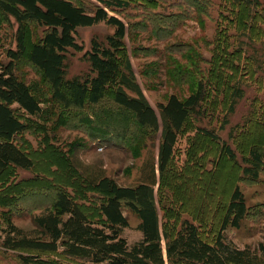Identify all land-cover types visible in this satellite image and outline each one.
Segmentation results:
<instances>
[{
  "label": "rangeland",
  "instance_id": "374dc122",
  "mask_svg": "<svg viewBox=\"0 0 264 264\" xmlns=\"http://www.w3.org/2000/svg\"><path fill=\"white\" fill-rule=\"evenodd\" d=\"M79 1L86 6L102 5L99 0ZM128 1L129 9L109 13L128 24L127 54L153 107L158 111V104L173 93L186 98L194 91L197 77L207 80L211 93L204 116L191 117L180 133L165 175L161 177L157 170L155 192L161 216L167 213L173 221L189 218L212 239L225 214L230 192L239 185L249 213L240 227H229L225 234L240 248H258L264 242V171L253 180L243 176L241 169L242 157L249 149H264V0L253 8L254 13L261 10L255 19H250L244 5L232 0H194L192 6L189 0ZM18 27L13 18L6 21L0 17L4 60L7 50L17 49ZM114 30L104 21L77 28L76 38L82 50L70 49L67 53L68 78L90 72L86 52L94 39L105 41ZM41 32L42 28L29 25V43ZM239 48L243 51L238 52ZM232 51L237 54L233 58L227 56ZM27 55L28 51L17 61L16 72L30 86L44 110L28 118V129L17 140L36 164L31 169L14 167L1 179L0 229L7 228L11 220L36 234L34 217L52 203L51 186L67 185L79 197L85 194L97 197L100 194L85 187L78 177L82 172L102 173L121 185L147 180L146 173L157 156L159 134L146 129L145 135H140L142 130L132 125L131 133L143 136L139 143L129 139L123 144H109L93 138L88 135L96 119L91 110L71 112L61 108L51 99L49 86ZM237 83L244 96L235 111L226 114L230 93ZM104 109L108 116L98 114L102 118L98 125L114 127L133 119L130 114H119L110 103H104L98 111ZM86 114L91 116L90 123H81L79 117ZM225 118L229 122L222 128ZM200 127L213 129L228 141L238 155V162L229 160L218 148L219 144L199 134ZM97 212L93 210L95 216ZM125 214L129 226L123 228L122 235L133 244L142 238L137 229L139 218L128 208ZM18 253L0 246V264H22Z\"/></svg>",
  "mask_w": 264,
  "mask_h": 264
},
{
  "label": "trees",
  "instance_id": "16d2710c",
  "mask_svg": "<svg viewBox=\"0 0 264 264\" xmlns=\"http://www.w3.org/2000/svg\"><path fill=\"white\" fill-rule=\"evenodd\" d=\"M99 1L102 5L86 6L79 0H0V17L6 21L13 18L19 25L17 49L7 50V60L3 58L0 45V181L14 167L31 169L36 164L17 140L28 129V118L44 110L30 86L16 72L17 61L27 51L29 62L41 72L49 86L52 100L71 112L91 110L96 119L91 123L90 131L94 132L89 131L88 135L109 144H123L129 139L136 143L143 139L140 135H145L144 130L151 129L159 134L157 156L146 173L147 180L134 185H121L102 173L82 172L78 177L85 187H92L100 194L97 197L86 194L79 197L77 191L72 188L71 192L67 185H50L53 201L34 217L36 234L9 220L8 227L0 229V246L6 251H18L22 264H264V242L256 249L240 248L225 234L229 227H240L249 213L239 185L231 190L225 214L212 239L189 218L173 221L167 213L161 216L155 192L157 170L161 177L165 175L180 133L191 117L204 116L211 93L207 80L197 77L194 91L184 99L171 94L158 104V112L138 82L127 54L128 24L109 13V10L129 9L130 2ZM144 1L155 3L158 0ZM232 1L244 5L250 19L261 12L253 11L261 5L260 0ZM188 2L192 6L195 1ZM102 21L113 26L114 32L105 41L93 40L85 54L90 72L68 78L67 53L70 49L82 50L76 38L77 28ZM29 25L42 28L31 44ZM239 49L238 52L243 51ZM230 55L233 58L236 51L228 52L227 56ZM243 96L244 90L237 83L230 93L226 114L235 111ZM104 103H110L121 115L130 114L133 119L114 127L98 125L102 119L98 114L108 116L106 109L98 111ZM89 117L90 114H86L79 119L81 123H90ZM228 122L225 118L222 128ZM132 125L142 133L133 135ZM198 132L217 143L215 145L219 144L218 148L229 160L238 162L234 148L215 130L200 127ZM242 161L243 176L256 180L264 171V149H249ZM126 208L139 218L137 229L142 233V238L133 244L122 235L123 228L129 226ZM94 209L98 216L94 215ZM43 253L49 255L43 256Z\"/></svg>",
  "mask_w": 264,
  "mask_h": 264
}]
</instances>
